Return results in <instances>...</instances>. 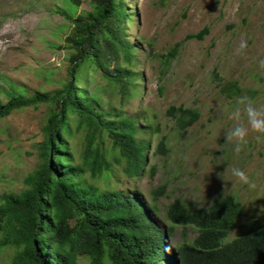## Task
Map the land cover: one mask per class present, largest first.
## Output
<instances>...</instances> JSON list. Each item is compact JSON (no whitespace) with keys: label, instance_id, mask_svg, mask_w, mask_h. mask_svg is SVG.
Masks as SVG:
<instances>
[{"label":"rangeland","instance_id":"374dc122","mask_svg":"<svg viewBox=\"0 0 264 264\" xmlns=\"http://www.w3.org/2000/svg\"><path fill=\"white\" fill-rule=\"evenodd\" d=\"M126 4L130 17L124 35L134 58L128 63L120 52L119 63L136 74V90L123 100L116 85L93 67L82 72L80 85L108 121L118 116L137 121V138L150 144L146 169L141 176L128 178L116 166L110 182L127 196L140 194L148 206L154 203V191L167 187L154 216L169 232L167 245L175 251L197 236L192 228L174 226L171 232L167 209L175 199L201 209L232 194L246 206L244 221L264 212V143H257L250 133L239 154L224 145V135L235 123L229 114L237 97L247 96L257 107L264 106V69L259 65L264 59V0H127ZM91 10L87 0L80 6L72 0H0L2 104L11 100L15 90L32 97L63 87L73 52L67 42L73 25L65 15L77 17ZM206 28L209 34L202 40H187ZM242 40L246 49L240 48ZM178 43H183L178 56L163 72L164 57ZM232 83L241 89L237 94L228 92ZM173 106L196 109L201 118L180 131L167 114ZM48 113L49 107L40 104L0 119V195L23 191L26 178L39 169ZM163 139L166 155L157 152ZM69 142L80 163L83 134L75 130ZM108 160L113 161L111 156ZM231 167L244 170L254 187L241 184L229 172L224 195L225 182L219 174ZM104 180L97 183L103 187ZM248 228L236 227L230 236ZM14 253L11 247L0 248V264H10ZM80 263L89 261L81 257Z\"/></svg>","mask_w":264,"mask_h":264},{"label":"trees","instance_id":"16d2710c","mask_svg":"<svg viewBox=\"0 0 264 264\" xmlns=\"http://www.w3.org/2000/svg\"><path fill=\"white\" fill-rule=\"evenodd\" d=\"M87 1L91 11L77 17L65 15L73 25L67 38L73 52L63 87L32 97L15 90L8 103L0 100V119L22 108L49 107L39 169L26 178L23 191L0 195V248L15 250L10 264H81V257L89 264H264V223H260L264 212L244 221L246 206L236 195L216 198L201 209L175 199L167 209L171 232L174 226L192 228L197 236L172 251L167 245L169 232L154 216L167 187L154 191L152 206L138 193L127 196L112 188L110 179L116 166L128 178L144 173L150 144L137 138L134 118L118 116L108 121L80 85L87 67L101 70L123 100L137 85L136 74L119 63L120 52L128 63L134 58L124 35L125 21L130 17L127 0ZM81 2L72 0L76 6ZM207 34L208 28L187 40H202ZM182 44H176L164 57L163 72L178 56ZM227 88L231 95L241 90L233 83ZM167 114L180 131L201 118L198 110L185 106H173ZM73 126L83 134L80 163L69 145ZM157 152L167 154L165 139ZM99 180H104L103 187ZM241 226L249 228L232 238L231 232Z\"/></svg>","mask_w":264,"mask_h":264},{"label":"clouds","instance_id":"9594fccd","mask_svg":"<svg viewBox=\"0 0 264 264\" xmlns=\"http://www.w3.org/2000/svg\"><path fill=\"white\" fill-rule=\"evenodd\" d=\"M241 49L247 48V42L241 41ZM259 65L264 69V59L259 61ZM229 119L235 121L234 125L229 128L224 135V145L232 146L234 153L239 154L244 146L248 144L250 133L257 143H264V106L257 107L255 101L247 96L236 98L235 106L229 114ZM229 172L235 180L250 188L254 187L247 173L238 167L226 168L219 174V178L224 181V195L228 191L227 181L224 179ZM234 186V185H232ZM264 211V206L261 207Z\"/></svg>","mask_w":264,"mask_h":264}]
</instances>
